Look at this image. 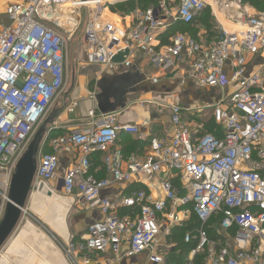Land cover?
I'll use <instances>...</instances> for the list:
<instances>
[{
	"label": "built area",
	"instance_id": "built-area-1",
	"mask_svg": "<svg viewBox=\"0 0 264 264\" xmlns=\"http://www.w3.org/2000/svg\"><path fill=\"white\" fill-rule=\"evenodd\" d=\"M116 1L0 0L5 5L0 15L7 20L0 26V183L6 179L0 187V214L17 162L65 88L67 40L85 9L81 46L87 63L106 67L119 53L143 47L148 62L163 71L183 61L197 84L235 88L203 107L210 110L220 135L183 119L196 109L172 103L168 133L146 132L148 120L119 123L113 111L45 141L51 151L38 150L34 188L60 180L64 195L102 215L69 246L72 263L87 250L118 258L147 252L149 264H170L166 255L172 245L159 249L158 238L166 239L194 216L198 225L183 241L196 243L183 264H264V82L262 71L249 65L264 52V10L243 0H158L138 10L130 27L123 28L107 14ZM207 8L216 28L211 41L182 32L167 42L159 40L174 23L189 24ZM67 19L70 24L65 25ZM89 115L93 118L92 110ZM122 132L143 141L148 153L140 159L125 156L116 145ZM66 149L78 156L59 178L57 154ZM93 154L100 155L108 177L91 173ZM132 181L143 187L115 202L101 195L113 183ZM120 206L129 209L127 215L117 213ZM217 214H222L221 244L207 233Z\"/></svg>",
	"mask_w": 264,
	"mask_h": 264
},
{
	"label": "crops",
	"instance_id": "crops-1",
	"mask_svg": "<svg viewBox=\"0 0 264 264\" xmlns=\"http://www.w3.org/2000/svg\"><path fill=\"white\" fill-rule=\"evenodd\" d=\"M247 5L256 9L248 3ZM4 7V3L0 2V12L4 10ZM200 13L195 15L189 27L175 26L174 32L185 33L204 43L211 41L216 32L212 14L209 8L205 9L204 13H201L202 16L199 17ZM107 14L112 21L117 25L121 24L123 28H129L133 19L132 14L112 12L109 8ZM171 27L158 35L162 43L167 42L172 35ZM84 61L83 70L80 73L72 74L70 89L62 95L60 100L62 105L56 111H49V114L42 120L38 129V131L42 129L39 138H37L39 141L35 139L36 132L29 143L30 145L35 141L36 153L40 150V147L46 152L51 151L47 145H44L49 137L65 133L74 128H83L92 119H97L102 114L113 111L118 113V121L122 124H140L142 121L148 120L149 125L146 132L159 135L170 132L169 105L176 103L181 107H191L197 110L190 118H186L189 116L187 114L183 116V119L193 125L199 123L197 117L198 114H201L200 111L205 105L218 100L224 93L235 88L234 85H227L223 88H210L197 84L189 78L183 61L177 63L175 68L163 71L148 62L143 47H137L131 54H128V52L119 53L113 58L112 63L106 67L87 63L85 58ZM249 65L262 71L264 82V52L255 55ZM90 110L93 111V118L89 115ZM202 125L204 129V123ZM116 145L127 157L135 156L140 159L148 153L146 144L131 134L120 133ZM77 156L78 152L72 149L58 152L57 172L59 178L68 167L73 165ZM90 171L97 178L108 177L101 164L99 154L91 155ZM59 184L61 185L60 180L53 179L46 181L41 190L34 188L31 193L32 209L41 221L39 223L43 224L50 235H52L50 232L52 231L62 243H73L77 241L79 235L85 231L91 222L102 219V215L99 210L87 207L82 200L79 201L74 196L64 195L61 191L56 192V186ZM129 187L133 188L132 190H137L142 188L143 184L139 181L113 183L104 188L101 195L115 202L130 193ZM42 201H45V203L49 201L48 206H43ZM5 206L6 204L0 214V220ZM128 212L129 209L124 206L117 207V213L120 216L127 215ZM6 239L4 242H6ZM215 241L221 244L224 240L222 238ZM165 243L172 245L166 255L167 260L170 254L174 252L175 245L171 241L170 235L166 239L163 236L158 238L159 249H163ZM22 251L21 247L13 245L8 252L19 256ZM190 252L191 249L185 254L184 262L191 257ZM33 257L32 255L29 256V260L25 264H36L32 260ZM197 258L198 256L196 260H198ZM83 259L88 262L84 263ZM75 263L149 264L147 252L133 257L118 258L108 251L96 254L87 250L77 255ZM0 264H11V262L8 263L7 258L2 256ZM37 264L68 263L64 258H57L56 260L40 261ZM195 264L198 263L195 262Z\"/></svg>",
	"mask_w": 264,
	"mask_h": 264
},
{
	"label": "rangeland",
	"instance_id": "rangeland-1",
	"mask_svg": "<svg viewBox=\"0 0 264 264\" xmlns=\"http://www.w3.org/2000/svg\"><path fill=\"white\" fill-rule=\"evenodd\" d=\"M136 1V0H135ZM259 0H254L255 3H257ZM175 2H178V0H175ZM123 5V6H122ZM126 4H120V6L124 7ZM262 8V7H260ZM140 8H135L132 10L129 14H132V17H134ZM81 22L79 23V26L74 31L71 37L67 40V71H66V85L61 94L57 97V99L52 103L49 111H56L60 105H62L60 102L62 95L70 89V85L72 83V74H75L76 72H81L84 68V51L81 46L82 41V35H83V29L86 23V17L87 13L86 10L83 9L81 11ZM7 20L3 15H0V26L6 25ZM49 111L47 114H49ZM199 111V110H198ZM201 114H198L197 121L199 123H205L209 121V113L210 110L202 108L200 111ZM186 118H190V116H187ZM39 129V128H38ZM38 132V130H37ZM39 161V153L37 151L36 154H34V166H35V172L33 174L31 186L29 189V193L26 196L24 209L15 224L12 233L10 236L6 239V242L2 244L0 248V263H1V257L5 256L8 260V263L11 262V264H25L28 262L29 256L32 258L34 263H39L40 261H49V260H56L57 258H64L68 264H73L69 254H67V250L69 246L72 243H62L58 237H56L52 231L50 235L45 228L43 227V224L41 225L38 219V216L34 213L32 209V201H31V193L34 191V182L36 178V168L38 166ZM14 170L10 176L9 183L6 189L7 196L9 195V186L10 181L12 178V175L14 174ZM0 188V193H1ZM1 200V195H0ZM42 205L47 207L49 204V201L45 203V201H42ZM4 204H7V201H4ZM74 243V242H73ZM19 246L21 247L22 253L19 254V256L9 253V249L11 246ZM25 251V252H24ZM2 255V256H1ZM77 258V257H76Z\"/></svg>",
	"mask_w": 264,
	"mask_h": 264
},
{
	"label": "trees",
	"instance_id": "trees-1",
	"mask_svg": "<svg viewBox=\"0 0 264 264\" xmlns=\"http://www.w3.org/2000/svg\"><path fill=\"white\" fill-rule=\"evenodd\" d=\"M158 0H119L114 3H111L108 8L112 12H118L121 14H127L130 13L135 8H140V10H143L150 4L156 3ZM244 2L250 4L251 6L255 7L258 10H264V0H259L257 3L254 2V0H243ZM120 4H126L124 7L120 6ZM262 7V8H260ZM200 13V12H199ZM201 13H204L201 11ZM201 13L199 14V17L202 16ZM208 15V14H207ZM198 16V15H197ZM206 18V16H205ZM192 23V22H191ZM184 24L182 22H176L171 27V33H175L174 27L178 26H184L185 28L189 27L191 24ZM173 28V29H172ZM204 132H212L216 135H220L219 127L214 124L211 118H209V121L204 123ZM125 155V154H124ZM126 156V155H125ZM133 188L129 187V191H132ZM130 191V192H131ZM222 219V214H217L213 216L210 221L207 224V233L210 239L212 240H221L222 234L219 230L220 221ZM198 225V220L191 216L186 225H183L182 227H174L172 229V232L170 234V239L172 242H174V252L170 254V256L167 259V262L170 264H183L184 263V256L185 254L192 249L195 246V241L193 240L190 243H185L183 241L184 235L188 231H192L194 228H196ZM202 255H198V261L201 262Z\"/></svg>",
	"mask_w": 264,
	"mask_h": 264
},
{
	"label": "water",
	"instance_id": "water-1",
	"mask_svg": "<svg viewBox=\"0 0 264 264\" xmlns=\"http://www.w3.org/2000/svg\"><path fill=\"white\" fill-rule=\"evenodd\" d=\"M41 132L42 129L36 133L35 139L39 138ZM34 143L35 141L29 145L24 155L18 161L15 172L10 181L9 195L7 196L8 202L0 220V246L13 230L20 214L25 211V199L29 193L35 171L33 156L36 154V149L34 148ZM60 186V184L56 186V192L61 190ZM43 187L44 185L41 183L38 190L43 189Z\"/></svg>",
	"mask_w": 264,
	"mask_h": 264
},
{
	"label": "bare ground",
	"instance_id": "bare-ground-1",
	"mask_svg": "<svg viewBox=\"0 0 264 264\" xmlns=\"http://www.w3.org/2000/svg\"><path fill=\"white\" fill-rule=\"evenodd\" d=\"M68 24H70L69 19H67L66 22H65V25H68ZM5 185H6V179H4L3 184L0 183V187L3 188Z\"/></svg>",
	"mask_w": 264,
	"mask_h": 264
}]
</instances>
